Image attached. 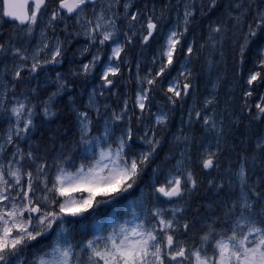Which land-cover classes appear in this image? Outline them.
<instances>
[{"label":"snow or ice","instance_id":"obj_1","mask_svg":"<svg viewBox=\"0 0 264 264\" xmlns=\"http://www.w3.org/2000/svg\"><path fill=\"white\" fill-rule=\"evenodd\" d=\"M207 7L214 11L219 0ZM163 15L133 0L0 2V20L16 26L0 39V123L7 125L0 128V264H264V132L229 161L224 175H212L221 169L226 118L218 112L219 76L187 112L193 132L199 125L205 135L197 140L182 127L175 137L182 147L156 163L157 129L169 116L161 108L153 112L154 94L162 92L173 106L185 101L197 88L190 58H199L195 42L185 40L194 19L189 6L183 30L175 25L161 41ZM80 37L76 69L57 71ZM229 39L245 82L240 113L250 125L264 126V92L258 91L264 46L257 45L253 66L245 69L253 43H264V0H231L210 23L199 46L210 49L209 74L217 63L211 57L217 50L223 57ZM153 41L158 47L149 65L129 58V49ZM126 71L129 80L134 75L131 97L118 90ZM80 78L94 86L86 102L68 95L75 118L70 145L53 142L41 151L30 143L37 118L55 116L58 99ZM111 96L116 107L101 105ZM133 120L144 127L142 135ZM205 185L214 204L192 209L193 194Z\"/></svg>","mask_w":264,"mask_h":264},{"label":"rangeland","instance_id":"obj_2","mask_svg":"<svg viewBox=\"0 0 264 264\" xmlns=\"http://www.w3.org/2000/svg\"><path fill=\"white\" fill-rule=\"evenodd\" d=\"M0 2H2V1L0 0ZM50 2H51V0H50ZM133 2L137 5L138 8H140L143 11H147L148 13H151L153 11V9H154L156 16H160L161 12L163 11V13H164L163 18L159 21V23L161 25L160 36L157 37V39L161 40V41H162L164 33H166L169 29L173 28L175 25L179 24L180 30H183V27H184V24H183V18H184L183 17V13H184V10H185V4H187L189 6V9L193 11L194 18L197 15L199 17V19H200V18L204 17L202 13H205V11L208 10L207 5L209 3L207 1H197V0H168V1L163 2V3H161L159 0H133ZM230 2H231V0H223L224 6H223V8L220 11H218V17L215 19L216 21H217L218 18L223 16L224 9ZM192 19L193 18L190 17V21ZM203 19H206V18H203ZM69 23H71V21H69ZM15 27L16 26L14 24L5 23L3 20H0V39H7L9 35L13 34V29ZM207 30L209 32V27L207 28ZM229 37H231V33H229ZM38 38H39V29H37L36 36L33 38V41L35 39H38ZM239 38H240V34L237 33L235 39L238 40ZM61 39H64L63 35H61ZM69 39H71V38H69ZM197 41H198V39H197ZM21 42H23V41H21ZM83 43H84V38L83 37H80L79 40H72L71 41L70 47L73 44V49L70 48V50L67 53V57H66V59L64 61L63 66L62 67H57L56 68L57 71H61V72L65 71V73H68L69 69H72V70L76 69L77 62L81 59L80 54L78 52V48L81 45H83ZM227 43H229V44H227ZM253 44H254V48H253L254 52H256L257 45L264 46V43H262L261 39H257L255 41V43H253ZM199 46H200L199 43H197L198 49H199ZM227 46H229L231 48V50H233V48L235 47V45L232 43L231 39H229L228 41L225 42L224 48H226ZM157 47H158V45H157V43L155 41H153V43L150 44L147 48H142L139 45H137L135 48L129 49V58L136 57V58H138L141 61L142 65H149L150 61H151V58H152V55H153V52H154V50ZM224 48H223V50H224ZM205 50H207L205 52L206 53V59H207V58H209L210 49H205ZM217 55H219V59L216 58ZM190 59H191V63L188 66L190 68H192L193 59H192V57ZM206 59H205V65H204V78H205L206 85H207L208 90H209L210 87H211V83L216 81L217 76H219L222 79L223 75H226V74H223L224 65H223V60L222 59H224V58L220 56V50H217L215 55L211 57V59H213V60H215L217 62L215 64V66L211 69V74H209V70H208V65L206 63ZM255 59H256L255 55L254 56L252 55L251 56V60L249 59V61L247 63V67L251 66V63L253 64ZM67 65H70L69 68H67ZM63 68H65V70ZM53 75H54V73H53ZM171 75L172 76H176L177 75V72H176L175 69L172 71ZM228 76L230 77V75H228ZM232 78L234 79L235 77H232ZM221 79H220V82H221ZM78 80H81L83 88H86V101H87V94L93 88L94 83H93V81L91 79L84 80L83 78H80V79H77L74 82V84H76V82ZM133 85H134V75H133V79L129 80L128 79V74H127V71H126L123 80L118 82L119 93L120 94L127 93V95L129 97H131V94H132V92L134 90ZM243 85L245 87V82H243ZM72 91H70L68 94L64 95L65 99L68 100V95H72L73 96V92ZM116 91H117V89H113V92H116ZM226 91L228 92L226 94V96L229 95V96H227L225 98V99H227V102L230 99H234L235 95H237L236 81H232V80L229 81L228 80ZM108 95H109L108 93H105V96H108ZM217 95H218V98H219V89H218ZM115 97H117V96H111L109 99L115 98ZM194 98H195V94L193 92L191 96L187 97V99H190V100H189V102H188V104L186 106L185 112L181 114V126L180 127L181 128L183 127V130H184L185 133H189V130H190V127H191V126H189L187 124V120H188L187 112H188V110L190 108H192L194 106L196 107ZM203 98H202V101H203ZM109 99H104L105 100L104 102H106ZM219 100H220V105L218 107V112L222 113L226 117L225 120H224V136H225L226 132L229 129V126L235 121V116H234L235 108H233V106L235 104V101L230 100L229 105H224L225 101L223 102L221 98H219ZM100 103H102V102L100 101ZM70 106H71L70 109L72 111V105L70 104ZM157 108L163 109L168 114L171 112V109L169 108V103L163 97L158 99L157 103L153 104V108H152L153 112H155L157 110ZM101 110L103 111L102 108H101ZM117 110H119V109L117 108ZM53 111L56 112V104H55V106L53 108ZM129 115H131V113H129ZM52 117H49V118H40V117H38L37 120H36V125L38 126L39 121H41V122L42 121H49ZM144 123L148 127H152L154 125V121H153L152 125L148 124L147 117H145V122ZM1 126H3V128H6L7 125H6V123H2ZM133 126H134V128L135 127H140L141 131H140L139 134H141V135L143 134L144 127L138 125L135 120H133ZM166 126L160 127V128L157 129V138H159L160 140H161V138H160L161 133L164 132L165 134H168L167 133L168 130L165 128ZM149 135H151V133H149ZM223 139H224V137H223ZM222 142H223V140H222ZM30 143H32V142L30 141ZM181 147H182V145H179V149ZM226 168L227 167L222 168L219 171V173L221 175H224V169H226ZM213 172H215V171H213ZM149 174H151V173H149ZM145 193H146V191H145ZM139 194H140V190H138L137 195H139ZM199 195H200V192H197V193L193 194L192 200H191V207L192 208H193V205H194V200L197 199V197H199ZM202 196H206V194H203ZM208 204H210V203H208ZM190 211H191V209H190Z\"/></svg>","mask_w":264,"mask_h":264},{"label":"trees","instance_id":"obj_3","mask_svg":"<svg viewBox=\"0 0 264 264\" xmlns=\"http://www.w3.org/2000/svg\"><path fill=\"white\" fill-rule=\"evenodd\" d=\"M194 20H200L201 21L202 19H199V17L196 15L195 18L190 21V23L188 25L189 31L185 34V40L187 42H193L194 41L195 47L197 48V50L199 52V58H197L196 55L192 56V59H193L192 70H193L194 75L198 77V79L194 81V83L197 84V88L193 91L195 94L194 101H195V105L197 107L199 99H200L199 88H200V84L202 82V79H204V64H205V59H206V53L205 52L207 50L204 49L202 51H199V49L197 47V43H198L197 37H196V35L192 34V32L190 31V25H191L192 21H194ZM244 31H247L246 27H245ZM235 50H237L236 46L233 48V50H231V48L229 46H227L223 50V52H224L223 58L226 59L228 62H230V60H234L233 53ZM252 53H253V51L248 54V61H249V59L251 60ZM247 63L245 64V67H247ZM232 68H233L232 66L227 64L226 66H224V69H223V74H226V75H223L221 82H220V87H219V98H221L222 101H223L224 97L226 96V94L228 93L226 91L228 77H229L228 75L231 74ZM236 88H237V95H238L239 100H240L242 89H244L243 82L236 81ZM77 90H78L77 85L74 84V90L72 91L73 94L75 92H77ZM260 92H264V89H260ZM154 95H155V99L153 101V104L157 103V100L163 97V93L160 91H157ZM60 99H62L64 101L62 104L56 103V115L53 116L51 118V120H53V123H55L58 120H60V118L62 116H65L66 117L65 122H66V124H68V117L70 119V111L71 110H70L68 103L65 100V97L63 96ZM189 100L190 99L186 98L185 101L179 102L175 106L169 104V108L171 109V112L168 114L169 123L165 127L167 130L169 129V127L172 123L173 116L175 114H177L176 112H180V109L185 110ZM103 103L104 102H102L101 105H103ZM70 121H71V119H70ZM72 132H73V130L71 128H66V129L60 130L58 132L59 133L58 134V136H59L58 146L60 144H69L70 145V141L73 139V137L71 135ZM261 132H262L261 125L259 126L258 123H257V127H256L255 123L250 125L249 124V118L246 115H241L238 124L234 127L233 131L230 133V136H228L225 149L223 150V155L224 154L229 155L235 160L236 155L238 153L242 152L244 149H246L249 146V141L251 139H253L256 134H259ZM41 136H42L41 127L38 125L36 127V130L32 133V140H31L32 144L36 145V142L40 139ZM175 137L172 138L171 145H170L168 143V134H165L164 132L161 133V136H160L161 146L158 149V158H157L156 163H160L161 161H163L165 155H167L169 153H175L178 151L179 145L176 143ZM195 137H196V139H199V135L196 134ZM223 155L220 157L221 159H222ZM153 167H155V164L153 165ZM213 173L214 172H212V174ZM150 176H151V174H148L145 177V184L141 185V188H143L146 192L148 190L147 189V182L149 181ZM138 190H137L135 195H137ZM199 192H200V196L194 200V204L196 202H198V200L202 197L203 194H206L208 196L207 204L212 203V198H211L212 195L210 196V193H209L207 187L202 186L201 189L199 190ZM188 215L189 216L191 215V211H189Z\"/></svg>","mask_w":264,"mask_h":264},{"label":"bare ground","instance_id":"obj_4","mask_svg":"<svg viewBox=\"0 0 264 264\" xmlns=\"http://www.w3.org/2000/svg\"><path fill=\"white\" fill-rule=\"evenodd\" d=\"M159 1L161 3H163V2H166L168 0H159ZM197 1H207V2H209V0H197ZM219 3H220V7L219 8L215 9L214 11H209V9L206 10L205 13H203L204 17L200 18V19H202L201 21L200 20H194V21H192V23L190 25V31L194 35H196L199 45L204 43V40H205V38L208 35L207 28L209 27L210 23H214L216 21L215 19L218 17V11H220L223 8V6H224L223 0H219ZM203 18H206V20L203 19ZM227 44H229V43H227ZM70 48L73 49V44L71 45ZM253 48H254V44L252 45V49ZM252 55L253 56L255 55L254 50H253ZM216 58L219 59V55H217ZM255 58H256V55H255ZM222 60H223V65L224 66H226L228 64V65L233 67L232 70H231V74H230V77L228 78V80L229 81L232 80V81L244 82V79H241L240 76H239L238 66L236 65L235 61L234 60H230V62H228L226 59H222ZM69 66L70 65H67V68H69ZM252 66H253V64L251 63V66L245 67V69L246 70L250 69V68H252ZM63 69L65 70V68H63ZM232 77H235V78L233 79ZM76 85H77V89L78 90H77V92H75L73 94V98L77 101V103H79L81 101H86V88H83L81 80H78L76 82ZM207 91H208V87L206 85V81H205V78H204V79H202V82H201L200 88H199L200 100L198 102V106L197 107H199L200 104L202 103V98L207 93ZM258 91H260V89H258ZM227 96H229V95H227ZM227 96H225L224 99H223V102L225 101L224 105H229L230 100L235 101V104H234L233 108H235L234 116H235V121L236 122L235 123L233 122L229 126V129L226 132V134L224 136V139H223V142H222V145H221L222 150L225 149L226 141L228 139V136H230V133L233 131L234 127L238 124V122L240 120V117H241V113H240V103H241V101L239 100L238 95H235L234 99H230L228 102H227V99H225ZM65 100L68 103L69 107H71L70 103L68 102V100L67 99H65ZM117 100H118V98L115 97V98H111V99L107 100L106 102H104L105 100L102 98L101 102L108 103V104L112 105L113 107H116L117 106ZM63 101L64 100L59 98L58 101H57V104L58 103L62 104ZM184 112H185V110L180 109V112H176L177 114H175L173 116V118H172V123H171V125H170V127L168 129V132H167L168 133V143L170 145H171L172 138L177 136V135H179V133H180V130H181L180 129L181 128L180 127L181 126V114L184 113ZM65 118H66L65 116H62L60 118V120H58L55 123H53V120H51V119L49 121H42V122L39 121L38 125L41 127L42 136L36 142V144L40 145L41 151H43L45 147H49L50 148L52 146L53 142H55V144L58 146V142H59V136H58L59 133L58 132L60 130L66 129V128H71L73 130V132L75 131V128L73 126L75 118H74V114L72 113V111H70V119H71V121H70V119L68 117V124L69 125L66 124ZM1 124L2 123H0V128H3V126H1ZM255 125L257 127V123H255ZM259 126H260V124H259ZM261 127H262V132H264V126L261 125ZM194 128H195V131L193 132V126H191L188 134H190V135H193V134L196 135L197 134V135H199V139L205 135L203 129L199 125L194 126ZM199 139H197V140H199ZM230 160L234 161V159L231 156L224 154L222 159L220 160L221 161V169L224 168V167H227ZM212 175L216 176V175H221V174L217 173V172H214ZM205 187H206V185H205ZM209 193H210V196L212 195L211 196L212 203L214 204V202L216 200L215 193L212 192V191H209ZM207 202H208V196L207 195L206 196H202L198 200V202H196L193 205V209L196 208L197 206L206 205Z\"/></svg>","mask_w":264,"mask_h":264}]
</instances>
